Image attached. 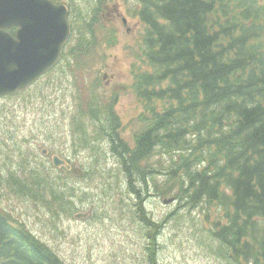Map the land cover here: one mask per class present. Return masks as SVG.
<instances>
[{"label": "trees", "instance_id": "obj_1", "mask_svg": "<svg viewBox=\"0 0 264 264\" xmlns=\"http://www.w3.org/2000/svg\"><path fill=\"white\" fill-rule=\"evenodd\" d=\"M106 1L95 0L96 8ZM137 1L132 14L144 31L131 72L143 109L134 144L120 135L115 96L100 89L76 92L72 123L80 139L97 138L111 153L145 225H159L142 208L147 193L172 195L188 207L211 204L216 253L229 264H264V0ZM72 12L59 68L84 75L101 55L96 49L114 44L117 32L93 6ZM73 44L85 50L74 52ZM0 264L66 263L0 211Z\"/></svg>", "mask_w": 264, "mask_h": 264}, {"label": "rangeland", "instance_id": "obj_2", "mask_svg": "<svg viewBox=\"0 0 264 264\" xmlns=\"http://www.w3.org/2000/svg\"><path fill=\"white\" fill-rule=\"evenodd\" d=\"M64 1L78 15L95 0ZM136 5V0L103 3L97 17L115 28L117 40L96 49L101 55L84 75L81 69L58 66L23 91L0 97V211L21 220L66 264H229L216 253L213 205L188 207L178 199L163 203V197L145 195L142 208L159 224L145 225L138 219L139 200L119 187L112 158L80 139L72 123L76 92L100 89L105 97L116 93L113 108L125 128L124 139L130 141L140 126L141 105L129 87L144 31V24L131 14ZM73 45L74 52L85 50ZM50 152L70 157V170L55 167ZM106 188L112 190L104 192ZM78 213L85 215L75 217Z\"/></svg>", "mask_w": 264, "mask_h": 264}, {"label": "water", "instance_id": "obj_3", "mask_svg": "<svg viewBox=\"0 0 264 264\" xmlns=\"http://www.w3.org/2000/svg\"><path fill=\"white\" fill-rule=\"evenodd\" d=\"M67 16V6L52 0H0V95L24 90L53 66L70 33ZM15 25L12 36L7 28ZM51 160L69 168L56 154Z\"/></svg>", "mask_w": 264, "mask_h": 264}, {"label": "flooded vegetation", "instance_id": "obj_4", "mask_svg": "<svg viewBox=\"0 0 264 264\" xmlns=\"http://www.w3.org/2000/svg\"><path fill=\"white\" fill-rule=\"evenodd\" d=\"M15 31H16V27H12L9 29V32L13 35H14ZM68 158H70V157H68Z\"/></svg>", "mask_w": 264, "mask_h": 264}, {"label": "bare ground", "instance_id": "obj_5", "mask_svg": "<svg viewBox=\"0 0 264 264\" xmlns=\"http://www.w3.org/2000/svg\"><path fill=\"white\" fill-rule=\"evenodd\" d=\"M95 10H96V9H95ZM172 198H173L172 195H168V196H164V197H163L164 200H170V199H172ZM164 200H163V201H164Z\"/></svg>", "mask_w": 264, "mask_h": 264}]
</instances>
